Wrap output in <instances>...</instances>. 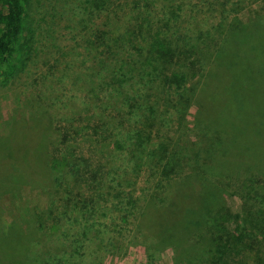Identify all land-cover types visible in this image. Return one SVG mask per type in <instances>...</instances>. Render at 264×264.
Returning a JSON list of instances; mask_svg holds the SVG:
<instances>
[{
  "label": "trees",
  "instance_id": "1",
  "mask_svg": "<svg viewBox=\"0 0 264 264\" xmlns=\"http://www.w3.org/2000/svg\"><path fill=\"white\" fill-rule=\"evenodd\" d=\"M61 1L84 55L59 76L70 88L44 93L59 115L35 100L0 137V195L21 164L54 193L31 228L0 229V264H93L137 221L173 264H264V9L242 22L247 0ZM32 3L0 0V82L38 48Z\"/></svg>",
  "mask_w": 264,
  "mask_h": 264
},
{
  "label": "rangeland",
  "instance_id": "2",
  "mask_svg": "<svg viewBox=\"0 0 264 264\" xmlns=\"http://www.w3.org/2000/svg\"><path fill=\"white\" fill-rule=\"evenodd\" d=\"M64 1L70 2L72 0ZM60 2L62 1L33 0L32 4L36 9V17L42 15L45 19L40 21L41 25L37 35L38 48L31 55L27 65L17 76L8 81L0 82V137L6 136L12 125L13 127L26 125L24 123L33 109L35 100L40 101L42 106L48 109L52 119L57 118L61 109L57 108L56 99L54 97L50 99L44 93L48 92V86L57 88V93L61 92L60 85L65 88L72 86L71 79L60 81L59 76L65 71L69 73L77 69L79 58L84 55V50L78 45L80 37L77 29L72 31V28L68 27L67 18L70 13L68 12L66 15L67 12L61 11ZM263 9L264 0H247L246 4L235 14V17L237 16L242 22H249L257 12H261ZM71 47H74L72 52ZM75 53H78L79 56H76ZM90 62L88 59L85 60L86 64ZM67 63L69 65L65 68ZM44 73H47L49 77H46ZM62 97L65 99L64 96ZM51 130L52 134L56 132L54 127ZM187 134L189 133L184 131L183 142H188ZM55 140L56 138H49L51 142ZM20 168L24 176L20 185L17 188L12 187L0 195V211L2 210L0 229L2 230H6L7 225L12 221H16L25 229L31 228L35 225L36 210L48 206L51 201V197L48 198V195L54 193L52 187V190L47 194L35 186V182H32L34 177L31 176L30 169L26 165L21 164ZM227 202L233 210H239L238 196H228ZM37 206L40 209H37ZM140 228L143 229L141 221L129 223L127 229H123V235L120 237L124 242L122 249L115 251L113 255L105 253L104 250L100 254L97 251L94 252L93 264H173L177 259L174 246L168 245L163 249L157 247V239L151 238V236L145 237ZM262 256L264 258V247ZM87 261L84 259L85 264ZM90 261L91 259L89 264Z\"/></svg>",
  "mask_w": 264,
  "mask_h": 264
}]
</instances>
